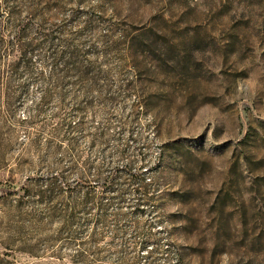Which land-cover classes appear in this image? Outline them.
I'll return each instance as SVG.
<instances>
[{
	"label": "rangeland",
	"instance_id": "obj_1",
	"mask_svg": "<svg viewBox=\"0 0 264 264\" xmlns=\"http://www.w3.org/2000/svg\"><path fill=\"white\" fill-rule=\"evenodd\" d=\"M0 38V264H264V0L5 1Z\"/></svg>",
	"mask_w": 264,
	"mask_h": 264
},
{
	"label": "trees",
	"instance_id": "obj_2",
	"mask_svg": "<svg viewBox=\"0 0 264 264\" xmlns=\"http://www.w3.org/2000/svg\"><path fill=\"white\" fill-rule=\"evenodd\" d=\"M5 1L7 3H10V1L12 0H0V9L3 7V3H5ZM10 13L13 15H15L17 12H16V9L10 7ZM18 35H16V42H17V45L15 47L19 48L20 49V57L22 59V62L25 64V65H30L31 63V59H32V55H33V52L35 50H39L41 47L40 45L38 46H35L33 47L32 45L30 44H26L24 42V32L21 30L19 31H16ZM4 41L2 38H0V47H3L4 45ZM14 47V46H12ZM50 50V49H49ZM51 55V66L52 68H54L56 66V56H52L53 54H50ZM66 69L69 70V71H75L77 73L79 72H82L81 68L79 67L80 66V62L77 61L76 59H71L69 58L68 61H66ZM72 69V70H70ZM55 76L54 75V72H53V75L52 77ZM2 87V84H1V77H0V88ZM62 128H64V132L67 134V136L71 135L75 129L77 128L76 126H73L70 124H67V123H63L62 125ZM140 176L141 175H137V178H135V181H141L140 179ZM115 177L114 176H111L107 179L106 181V185L107 186H112V184L115 182ZM133 181V180H132ZM53 189H57V187L55 186V184L53 183ZM50 201H52V199H55L54 196H48L47 197ZM54 212V211H53ZM66 222H65V227L63 229V233L65 232L66 233V237L64 238L65 239V242H67V244L69 246H78L79 249L77 251V254L80 258L84 257V253L86 252V250H88L89 247H94V245L97 243V240L93 237L91 238V240H83V238H81V236L77 235L74 233V231L72 230V226H74V224L76 223V217L74 215V213H69L67 216H66Z\"/></svg>",
	"mask_w": 264,
	"mask_h": 264
}]
</instances>
